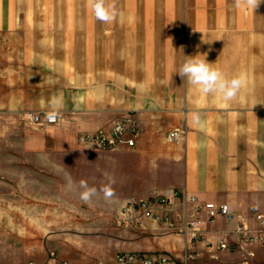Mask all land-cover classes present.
I'll list each match as a JSON object with an SVG mask.
<instances>
[{
  "label": "crops",
  "instance_id": "obj_1",
  "mask_svg": "<svg viewBox=\"0 0 264 264\" xmlns=\"http://www.w3.org/2000/svg\"><path fill=\"white\" fill-rule=\"evenodd\" d=\"M111 2L122 19L105 24L88 0H0V124H21L26 156H81L82 136L134 115L137 144L119 148L122 181L132 187L118 221L129 199L169 189L181 195L174 218L194 212L191 197L228 204L236 217L210 222L199 213L198 241L178 232L183 222H120L114 261L139 252L180 262L193 253L192 264H264V245L240 249L236 233L243 223L259 228L254 209L264 215V3L251 11L234 0ZM198 53L228 78L246 75L233 101L204 95L177 74ZM53 98L60 123L33 126L28 115L53 111ZM221 241L231 249H219Z\"/></svg>",
  "mask_w": 264,
  "mask_h": 264
},
{
  "label": "rangeland",
  "instance_id": "obj_2",
  "mask_svg": "<svg viewBox=\"0 0 264 264\" xmlns=\"http://www.w3.org/2000/svg\"><path fill=\"white\" fill-rule=\"evenodd\" d=\"M20 128L0 124V264H118L110 243L121 238L117 213L132 187L122 181L126 150L84 147L81 156H26ZM106 173L115 179L113 201L102 193L90 204L80 200L79 181L99 190Z\"/></svg>",
  "mask_w": 264,
  "mask_h": 264
},
{
  "label": "built area",
  "instance_id": "obj_3",
  "mask_svg": "<svg viewBox=\"0 0 264 264\" xmlns=\"http://www.w3.org/2000/svg\"><path fill=\"white\" fill-rule=\"evenodd\" d=\"M47 111L30 113L27 117L29 122L39 128L49 127L60 123L59 116L55 120L46 118ZM140 134L139 124L134 115L126 114L116 121L109 132L98 131L93 134H86L79 140L81 145L95 150H113L119 148H133L137 144ZM171 136L175 137L176 133ZM180 193L175 190H166L164 194L150 196L147 198H131L120 211V222L125 225L139 224L144 217L150 218L158 224H164L171 228H176V222H183L178 232L190 236L193 241L202 240L199 231V213H205L210 222L218 217H225L232 220L236 213L228 204H217L214 202L199 203L196 197H191L189 201L195 204V210L191 215H186L182 219L180 216L173 217L175 209L179 206ZM254 218L259 223L258 229H251L246 224H241L236 233L238 235V246L243 249L249 245H264V215L257 209L253 211ZM210 246H213L212 244ZM217 247L222 250H230V245L221 241ZM51 259H54L52 254ZM197 256L193 253L187 254L182 261H177L174 257L165 253H123L119 255L118 264H192ZM29 264H70L68 261L50 260L46 263L30 262Z\"/></svg>",
  "mask_w": 264,
  "mask_h": 264
},
{
  "label": "clouds",
  "instance_id": "obj_4",
  "mask_svg": "<svg viewBox=\"0 0 264 264\" xmlns=\"http://www.w3.org/2000/svg\"><path fill=\"white\" fill-rule=\"evenodd\" d=\"M261 3H264V0H234V5L237 9L244 8L251 11H255ZM88 5L95 19L102 23L112 24L118 18L122 19V13L118 11L115 3L111 2V0H88ZM168 39H171V37ZM206 56V53L185 56L184 62L180 66L177 74L189 84L197 86L204 95L216 94L225 102L233 101L241 89L245 87L246 75L241 72L228 78L219 68L213 66L214 63H209ZM58 104L59 100L53 98V111L46 113L47 119L55 120L57 118L58 111L56 109ZM191 119L193 123L199 124V113H191ZM105 176L108 182L102 185L99 190L96 187H90L86 180H80V200L85 204H90L93 198L97 197L99 193H102L106 202L113 201L115 198V190L113 188L115 179L107 173ZM72 186L73 181L69 176L67 187L71 190Z\"/></svg>",
  "mask_w": 264,
  "mask_h": 264
}]
</instances>
